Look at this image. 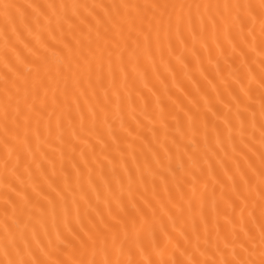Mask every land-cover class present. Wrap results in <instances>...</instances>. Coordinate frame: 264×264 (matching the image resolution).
<instances>
[{
    "label": "snow or ice",
    "instance_id": "1",
    "mask_svg": "<svg viewBox=\"0 0 264 264\" xmlns=\"http://www.w3.org/2000/svg\"><path fill=\"white\" fill-rule=\"evenodd\" d=\"M0 264H264V0H0Z\"/></svg>",
    "mask_w": 264,
    "mask_h": 264
}]
</instances>
